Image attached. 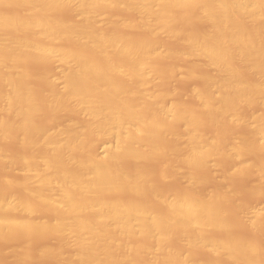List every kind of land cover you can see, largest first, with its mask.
<instances>
[{
    "label": "bare ground",
    "instance_id": "6f19581e",
    "mask_svg": "<svg viewBox=\"0 0 264 264\" xmlns=\"http://www.w3.org/2000/svg\"><path fill=\"white\" fill-rule=\"evenodd\" d=\"M110 9H115L114 13L118 15L111 14L106 25H100L97 18L108 14ZM183 10L192 12L194 18L206 22L207 31L203 29L206 31L203 34L195 31V34L188 32L183 35L185 32L182 33L177 22L175 26L179 30L176 29L173 25L176 11ZM125 11L126 14L135 13L136 17L125 15ZM120 12L124 13L121 17L127 19H122ZM138 28L149 36L133 37L129 31ZM262 29L264 0H0V164L6 162V168L16 164L22 170L34 173L32 176L26 174V179L22 174L24 179L21 175L20 181H16L19 175L16 174L17 178L11 176L13 182H5L12 186V191L13 187H21L16 189L17 192L23 188V195H13L14 190L11 196L9 186H5L9 191H4L0 186V243L11 241L12 244L16 241L14 244L19 242V246H15L17 249L24 247V250L20 248L11 252L16 256L20 251V254L23 252L21 258L20 254L19 258L13 254V261L18 259V262L22 260L21 263L27 264L29 255L37 253L30 249L32 253L28 255L27 248L30 245L27 248L21 245L25 238L29 239L27 236L39 234L30 238L40 239L44 236L46 240L47 234H53V237L56 234L59 244L64 240L58 245L65 246L63 249L68 248L70 253L64 251L66 254L58 257L55 254L58 252L57 245L55 249V245L45 244L41 245V249L38 247V255L44 254L46 258L54 254L56 260H62V263L57 260V263L60 262L58 264H264V244L259 239L257 243V239L253 238L252 241L249 239L252 237L246 238L244 233L245 228L249 227L247 229L250 230L256 227L255 233L259 234L261 227L258 223L264 220V205L255 210L250 218L245 214L244 222L249 221L251 226L245 223L247 227H242L243 231L240 226L242 218L240 221L237 219L240 227L234 222L236 220H232L236 216L233 209L241 211L243 207L239 205L243 203H239L242 200L236 201L239 204L231 201L235 206L230 202L229 198L235 193L228 184L231 182L228 177L231 179L237 174L245 176V173L259 178L260 182L257 180L258 184L254 183L255 192H260L261 184H264V158H245L251 153L261 154L264 151V120L261 115H256L249 123L245 117L249 114L244 115L245 112L243 114L238 110L239 105L264 106ZM159 31H166L173 36L179 31L178 36H184L182 40L179 39L184 41L185 45L183 42L181 45L185 49L160 50L155 39ZM151 35H155L154 38ZM175 56L196 57L194 61L197 63H200L199 59L206 62L204 64L201 61L203 67L201 63L196 65L194 62L195 70L199 67L202 71L206 66L215 70L212 75V72L208 73L211 68L203 69L206 70L205 74L202 72L204 75L199 69L195 72V75L201 73L199 84H203L202 87L198 84L199 87L195 86L191 92L199 102L198 107H192L195 110L190 108L191 104L181 100V103L178 101L166 106L163 100L169 94L165 89H162L164 92H156L147 88L151 83L148 70L162 73L165 66L162 65L160 69L152 60L163 63L166 60L162 58L172 61L169 57L175 59ZM31 62L33 66L28 65ZM33 62H38L37 66L43 63L45 66H40L42 70L49 69L52 62H58L63 70H60V77L49 74H53L54 69H49L48 73L37 67L42 71L37 73V70L33 71L36 68ZM166 64L173 65L174 62ZM241 67L254 75L249 78L251 80H246L251 76L246 71L243 73L248 77H243ZM175 68L173 72L165 69L168 76L174 71H181V76H184L185 68ZM191 69L186 71L185 78L195 76L192 74L195 70ZM36 78L42 81L41 89L46 85V94L43 93L45 97L41 94L44 91L34 86L41 84H37L39 80L31 84ZM59 79L63 81L62 86ZM41 101L45 106L40 104ZM43 108L49 111V114L44 113L51 114L49 118L52 120L45 117L47 121H52L51 124L46 120H43L44 124L40 123L39 113H43ZM66 113H72V117L80 116L82 122L78 123L77 118L66 116ZM62 116L65 120L69 117L68 121L63 118L64 123ZM60 119L62 123L58 122ZM223 119L231 124L248 125V134L242 136L240 133L242 139L236 135L238 143L231 144L232 138L229 141L231 145L225 147L220 144L223 139L218 141L220 132L218 135L215 132L217 138L212 133L210 137L214 138L205 136L210 128L206 127L209 125L207 122H210L209 126L212 123L215 126L219 121L223 123ZM204 123L207 125H202ZM242 124L239 130L243 133ZM200 127H206L207 132H202ZM228 132L231 133L232 129ZM8 141L21 144L16 146L17 152L11 151L14 154H6L10 149L4 146V142L8 144ZM100 141L109 143L108 146L104 144L106 148L103 154H97L94 146L98 142V147L102 143ZM216 155L234 161V168L228 169L230 174L226 173V176H230L218 178L221 181L226 178L228 183H221L218 179L216 181V177H211L218 184L217 188L216 185L213 188L215 191L209 189L211 193L206 194L208 190L206 192L205 189L204 194L200 189V193L196 185L200 182L202 188L206 182L208 184L209 176H206L209 174L205 175L207 181H203L201 178L205 177L198 171L204 174L205 171L199 169L210 168L207 167L209 160ZM170 156L171 159L174 156V160ZM155 157H165V160L169 157L170 162L166 161L171 166L167 165L168 171L177 169L175 165L180 173L183 166L188 167L190 171L187 168L185 170L190 173L186 175L184 172L185 180L184 175L177 174L183 181L188 179L189 184H183L187 188L174 189L175 193L170 192L172 195L164 187L160 186L163 189L160 190L159 184L158 187L154 184L158 179L153 177V180L151 169L149 172L152 176L146 172L145 165L144 169L139 165L146 158L156 161ZM125 160L134 164L126 163ZM163 165L160 164L161 167ZM208 170L211 171V168ZM170 173L172 180L171 175L174 173ZM212 176L215 175L212 173ZM174 185L171 188L177 187ZM226 202L232 204V210L228 207L227 210ZM157 204H160L158 207L161 209L154 206ZM243 205L249 208V205ZM38 209L48 213L51 211L54 216L49 213L46 215L51 216V219L41 217L39 220L33 217L37 211L40 214ZM229 210L235 211V214ZM247 218L249 220L245 221ZM236 229L242 231L244 236ZM21 238L24 239L19 241ZM132 239L136 241L133 240L134 244ZM66 243L72 246L68 247ZM195 249L206 251L212 257L197 259L193 255ZM138 254L143 255L142 259ZM23 256L26 259L23 260ZM31 259L33 261L34 258Z\"/></svg>",
    "mask_w": 264,
    "mask_h": 264
},
{
    "label": "rangeland",
    "instance_id": "374dc122",
    "mask_svg": "<svg viewBox=\"0 0 264 264\" xmlns=\"http://www.w3.org/2000/svg\"><path fill=\"white\" fill-rule=\"evenodd\" d=\"M20 10V9H19ZM112 10H114V11H112ZM117 11V10H116ZM181 11V10H180ZM180 11H176L177 13H176V17H175V23H173V25H174V27L176 28V26H175V24H176V22H177V25L180 27V30L182 31V33L183 32H185V33H183V35H186L188 32L190 33V32H192V34H195V31H198V33L200 34H203L202 32L204 31V33L207 31V29L205 28V27H208L207 25L208 24H206L205 25V23L206 22H204V21H201V20H199L197 17V19L199 20H197L196 18H194V16H193V14H191L192 12H190V11H188V10H183L182 12H180ZM185 11H187V12H185ZM61 12V11H60ZM64 11H62V13H63ZM67 13H69L70 14V12L69 11H66ZM108 12V14L107 13H105V16H100V17H98L97 18V20L99 19V23H100V25H106L105 23H107V20L109 19V17H112V15H118L117 14V12H116V14L114 13L115 12V9H110V11L108 10L107 11ZM184 12V14L182 15V13ZM61 13V14H62ZM119 13V12H118ZM127 12L125 11V15H132V13L131 12H128V14H126ZM180 13V14H179ZM187 13H189V15H187ZM64 14H66V13H64ZM63 14V15H64ZM112 14V15H111ZM120 14H121V12H120ZM119 14V15H120ZM134 15H135V13H133ZM191 14V15H190ZM71 15V14H70ZM69 15V16H70ZM104 15V14H103ZM122 15H124V13L123 14H121L120 15V17L122 16ZM134 15H132V16H134ZM186 15V16H185ZM65 16V15H64ZM63 16V17H64ZM107 16V17H106ZM131 16V17H132ZM191 16H192V19H193V21H191ZM67 17V16H66ZM72 17V16H71ZM70 17V18H71ZM74 17V16H73ZM135 17H136V15H135ZM135 17H132V18H135ZM138 17V16H137ZM185 17V18H184ZM122 18V17H121ZM126 17H123L122 19H125ZM132 18H131V20H132ZM127 19V18H126ZM130 19V17L128 18V20ZM196 21H195V20ZM183 20V21H182ZM132 21H136V20H132ZM201 21V22H200ZM182 26V27H181ZM139 29V30H138ZM138 29H131L129 32L130 33H132L131 35L133 36V37H138L139 36V38H140V36L142 37V36H145L146 38L149 36H146V33H145V31H142L140 28H138ZM176 29H178L179 30V28L177 27ZM203 29H205V30H203ZM133 30V31H132ZM134 30H136V31H134ZM144 30V29H143ZM202 30V31H201ZM141 31V32H140ZM262 33L263 34H261L262 36H264V29H262ZM142 33V34H141ZM177 33H179V31H177ZM175 34L174 36L173 35H170L169 33H167L166 31H159L156 35H158V36H156L155 37V39H156V43H157V45H158V48H160V50H166V49H174V50H183V49H185L184 47H183V49H182V45H181V43L183 44V45H185L184 44V41H181L182 39H181V37H184V36H182L181 35V37H179L178 36V34ZM181 33V34H182ZM188 33V34H189ZM198 33H196L197 35H198ZM150 34V33H149ZM167 34L169 35V36H167ZM152 36V35H151ZM150 36V37H151ZM155 36V35H154ZM154 36H152L153 38H154ZM152 37L150 38V39H152ZM178 37V38H177ZM143 38V37H142ZM181 40H180V39ZM155 39H154V41H155ZM184 39V38H183ZM168 47V48H167ZM178 48V49H177ZM180 48V49H179ZM176 58L175 59H173V57H169L170 59L169 60H172V61H168V58H162V60H166V61H162L163 63H161V62H159L157 59H155V60H157L158 62H155V60H152L153 62V64L155 65H157L159 68L160 67H162V65H165L163 68H164V70H162V73H160L161 71H160V69H159V71L160 72H154V70L153 69H150L151 70V72H150V70H148L149 72L148 73H150L149 74V78H150V80H151V83L149 84V86L147 87L148 88V90L149 91H156V90H160V92L161 91H163L164 92V90H162V89H165L166 91L165 92H168V97H166L164 100H163V104H165L166 106H170V105H172L173 103H175V102H178V103H181L180 102V100L181 101H185L186 103L188 102V104H191V107L190 108H192V107H194V106H199V102L197 103V100H195V99H197V98H193V95H194V93H191V92H193V89L195 88V86H198V84H199V81H201L200 79H202L201 78V73L203 72H205L206 70H208V68H211V70H209V74L210 75H212V74H214L215 73V70H212L213 68L212 67H207L206 66V68H202V71L199 69V67L198 68H196L197 70L199 69L200 71H201V73L199 72V74H197L196 73V75H195V72L197 71V70H195V69H193V68H195L196 67V65L197 64H200L201 63V61H202V63H206V62H204L203 60H201V59H199V62L200 63H197L196 61H194V60H196V59H194V58H196V57H193V59H192V57H188V56H185V58H181V57H184V56H181V57H179V56H175ZM188 57V58H187ZM158 58V57H157ZM187 58V60H185ZM190 58V59H189ZM181 59V60H180ZM159 60L161 61V59L159 58ZM179 60V61H178ZM198 60V59H197ZM55 62V61H54ZM168 63V64H170V63H172V62H174V64L173 65H175V66H173V65H167L166 63ZM176 62V63H175ZM191 62V63H190ZM194 62H196L195 64L196 65H194ZM39 64L38 62H33V64H35L36 65V68H34L35 70H33V71H36L37 70V73L38 72H42V71H46V72H50L51 71V69H54V73L52 74V73H49V74H51L52 76H54V75H56L57 77L59 76L60 77V75H61V73H62V71H60V70H63V66L60 64V63H58V62H56V63H54L53 64V62L51 63L52 65H50L51 67L49 68V65L47 66L49 69H50V71H49V69H46V70H42V67L40 68V66L43 64H41L40 66H37V64ZM49 63V62H48ZM47 63V64H48ZM158 63V64H157ZM165 63V64H164ZM200 64L201 66L203 65V64ZM191 64V65H190ZM29 66H33L32 65V62L31 63H29L28 64ZM27 65V66H28ZM44 65V64H43ZM57 65V66H56ZM194 65V67H192V69L193 70H195L194 71V73H192L193 75H195L194 77L193 76H190V77H192V78H190V77H184V76H187V75H185L186 74V71H188V70H190L191 68H190V66H193ZM199 65V66H200ZM45 66V65H44ZM170 66V67H169ZM201 66H200V68H201ZM37 67H39L42 71H39L38 69H37ZM173 67L177 70L178 68H182V69H178V70H183L184 68H185V74H184V76H181V74H180V72L181 71H179V72H177V71H174V73H171L169 76H168V73L166 72L167 70H169V69H173ZM187 67H189V68H187ZM203 67V66H202ZM162 68V69H163ZM186 68L188 69V70H186ZM242 68V67H241ZM241 68H240V72H244V71H246L244 68H242L243 70L241 71ZM33 69V68H32ZM31 68H30V70H32ZM43 69H45V67L43 68ZM165 69H167V70H165ZM174 69V70H175ZM191 69V71H193ZM203 69H206L205 71L203 70ZM153 71V72H152ZM170 71V70H169ZM168 71V72H169ZM172 72H173V70H172ZM35 73V72H34ZM176 73H178V74H176ZM182 73H184V71H182ZM202 73V74H203ZM246 74L248 73V71H246L245 72ZM47 74V73H46ZM205 74V73H204ZM203 74V75H204ZM207 74V73H206ZM244 74V73H243ZM242 74V75H243ZM246 74H244L243 75V77L246 75ZM249 74V73H248ZM50 75V76H51ZM160 75V76H159ZM197 75H198V77H197ZM249 75H251V73L249 74ZM200 76V77H199ZM254 76V75H253ZM252 75L250 76V77H248V75L247 76H245V77H248L246 80L247 81H249V80H251V79H249V78H251V77H253ZM196 77H197V79H196ZM189 78V79H188ZM33 80H34V78H32ZM32 79H31V81H32ZM36 79H37V81H36ZM35 79V82H31V84H33L34 85V83H37L38 82V80H39V83H37L39 86H37V85H34V86H36L37 88L39 87L40 89H38V90H43L44 91V89L45 90H47L46 89V85H45V82H44V85H45V87H44V85H43V87H44V89L42 88L41 89V87L40 86H42V81L40 82V80L41 79H38V78H36ZM199 79V80H198ZM254 78H252V80H253ZM62 80L61 79H59V82H60V85L62 86V84H63V81L61 82ZM32 85V86H33ZM199 85H201L200 87H202V82L199 84ZM166 86V87H165ZM193 86V87H192ZM1 87V86H0ZM48 87V86H47ZM199 87V86H198ZM198 87H196V88H198ZM36 88V89H37ZM168 88L169 89H171L172 90V92H175V93H177L178 94V96H177V94H175L174 95V93H172L170 90H168ZM192 88V90L191 91H189L190 89ZM174 89V90H173ZM168 90V91H167ZM158 91H156V92H158ZM39 92V91H38ZM189 92V93H188ZM41 93V92H40ZM46 94V91H44V92H42L41 94ZM41 94H39V96H40V98H41ZM43 94V96L45 97V95ZM170 94H172L171 96H170ZM190 94L192 95V96H190ZM44 97H42V101H44L43 100V98ZM195 97V96H194ZM45 99V98H44ZM42 101H41V105L43 106L44 105V102H43V104H42ZM196 101V102H195ZM182 104H184V105H186L184 102H182ZM187 104V105H188ZM255 105V106H254ZM45 106V105H44ZM245 106V105H244ZM242 106V105H239L238 106V110L240 111V112H242L243 114H244V112H245V114L244 115H246V113L247 114H249V115H247V116H245L246 117V119L248 120V122L249 123H251L252 122V119H253V116H256V115H261V117H262V119L264 120V106H262V105H256V104H253V105H249L248 107L247 106ZM262 106V107H261ZM243 107V108H242ZM45 108V107H44ZM41 109V111L43 112L42 114H40L39 113V118H37V119H39V120H41L40 121V123H43L44 124V121L46 120L47 121V119L45 118V117H47L48 119H50L52 116H51V114L50 115H47V113L49 114V111L47 112L46 110L47 109ZM194 108H196V107H194ZM194 108H192V109H194ZM259 108V109H258ZM255 109V110H254ZM45 110V111H44ZM195 110V109H194ZM242 110H244V111H242ZM196 111H198V109L196 110ZM44 112H47V113H44ZM260 113V114H259ZM67 114V113H66ZM69 114H71V115H69ZM69 114H67L66 116H71L72 117V113H69ZM262 114H263V116H262ZM43 117H42V116ZM45 115V116H44ZM63 115V114H62ZM65 115V114H64ZM73 115H75V114H73ZM49 116H51L50 118H49ZM59 116L60 115H58V117L57 118H59ZM76 116V115H75ZM73 116L74 118H77L76 120L78 121V123H81L82 122V118L80 117V116ZM72 117V118H73ZM79 117V118H78ZM43 118V119H42ZM63 118H64V120H65V117H61V119H62V121H64L63 120ZM61 119L58 121V122H61L62 123V121H61ZM67 119H69V117L68 118H66V122L68 121ZM71 119V118H70ZM44 120V121H43ZM51 120H52V118H51ZM50 120V121H51ZM58 120V119H57ZM49 121V120H48ZM47 121V122H48ZM50 121L48 122L49 124H51L52 123V121H51V123H50ZM65 121H64V123H65ZM226 120L225 119H223V123H222V121L220 122H217V123H215V126H213L212 124H211V126H209L210 125V122H207V124L209 123V125L208 126H206L207 128L208 127H210V128H208L209 130L211 129V131H209L208 130V132H207V129H206V127H204L205 129H203V127H200L201 129V131L203 132V131H206L207 132V134L205 135V136H207V137H210V134L211 135H213V136H215L216 138H217V135L219 134V132H220V134H222V132H223V135L221 136L220 134H219V137H222V138H219L218 137V141H220L221 139H223V140H221V143L220 142H218L217 141V139H216V141L218 142V143H220L223 147H225V146H230L231 144H234L235 142L236 143H238L237 142V136L239 135L240 136V133L241 134H243L242 136H245V135H247L248 134V130H249V127H248V125H246V124H242V123H237V125L235 124V123H229V122H227V124H228V126H224V125H227L226 124ZM46 124V123H45ZM49 124H47V125H49ZM207 124H202V125H207ZM242 124V126L241 127H243V129H242V131H243V133L241 132V129L239 130V128H240V125ZM201 125V126H202ZM235 125H236V127H235ZM224 126V127H223ZM231 126H232V128H231ZM223 127V128H222ZM226 127H228L227 129H228V131H231V129H232V134L231 133H229L228 131L226 132ZM53 128V127H52ZM55 128V127H54ZM248 129V130H247ZM214 132V133H213ZM215 132H217V135H216V133ZM208 133H209V136H208ZM238 133V134H237ZM205 134V133H204ZM228 134V135H227ZM245 134V135H244ZM232 135V136H231ZM237 135V136H236ZM230 136V137H229ZM238 136V138L240 139V137ZM212 137V136H211ZM210 137V138H211ZM212 138H214V137H212ZM233 138V139H232ZM243 137H241V139H242ZM231 139H232V142H230L229 143V141H231ZM14 140V139H13ZM12 139H11V141H13ZM10 141V140H9ZM8 141V142H9ZM240 141V140H239ZM15 142V141H14ZM11 143V142H9L8 144H7V142H4V144H1V145H4L7 149H8V147L7 146H9V149H10V151L9 150H7L4 146V150L6 151L7 150V152H6V154L8 153V155H9V153L11 152V151H16L17 150V145L19 144H15L16 142H18V141H16L15 143ZM100 142H102L100 145H98V147H97V144H98V142H97V144L95 143V147H96V149H97V154H103L102 152H104L105 151V148H106V146L105 145H107L108 146V142L106 143H104L103 141H100ZM99 142V143H100ZM3 143V142H2ZM182 143V142H181ZM223 143V144H222ZM10 144V145H9ZM15 144V145H14ZM105 144V145H104ZM13 145V146H12ZM21 145V144H20ZM20 145H18V146H20ZM11 146V147H10ZM93 146V147H94ZM22 147V146H21ZM92 147V148H93ZM18 148H20V147H18ZM13 149V150H12ZM20 150V149H19ZM22 150H23V148H22ZM93 150L95 151V149L93 148ZM14 151V152H15ZM21 151V150H20ZM17 152V151H16ZM261 152V151H260ZM12 153V152H11ZM12 154H14V153H12ZM252 154L254 155L253 157H252ZM172 155V154H171ZM160 156V155H159ZM162 156V155H161ZM164 156V155H163ZM162 156V157H163ZM167 156V155H166ZM217 156V157H216ZM215 157L213 156L209 161H210V163L208 164V166L207 167H210L211 168V171H209L208 169H210V168H206L205 167V169L203 168H200L199 170L201 171V170H203V171H205V173L203 174L202 172H199L198 170H196V172L198 171V173L199 174H202L203 175V177H205V175H207V174H209V175H207L206 177L208 178V176H209V179H208V184H207V182H206V184H204V183H202V184H204V188L202 187L201 188V186L199 185V183L196 185V188L198 187L199 189H197L198 191L201 189L202 190V193H204L205 194V189H206V192H207V190H208V192L206 193V194H208L209 192H210V190L211 189H213L214 187H215V185L217 184L216 183V181H217V179L219 178V179H221V178H223V177H225L227 174H230V172L231 171H229L230 169H233L234 168V161H232V159H230V158H228V157H226V156H222V155H216ZM157 158H158V156H156ZM155 157V158H156ZM162 157L160 158L159 157V159H155L156 161H152L153 160V158H152V160L150 161L149 160V158H148V160H147V158L145 159V163L143 164V167H142V164H139V165H141L140 167L142 168V169H144V165L148 168V169H146V167H145V170H146V172L147 173H149V175L150 176H152V174H150V172H153V176H152V178L154 177L155 179H158V180H156V183H154V184H156V186H157V184H159V188H160V190L162 189L161 187H164V189L170 194V192L171 193H173L175 190L176 191H178V189L180 190L181 188H184V189H186L187 188V186H185V185H188L189 183H188V179L186 180V181H183V175H184V180H185V173L184 172H186V175H188L190 172V170L188 169V167H185V168H187L186 170H189V171H186L185 170V168H183L182 167V169L184 170H182V172L180 173V170H178V167H176V165H175V168H177V169H170L169 171H168V167H171L169 164V162H170V159H171V156H170V159H168L169 157H166L167 159L165 160V157L163 158L164 159V161L166 162V161H169L168 163L166 162H163V159H162ZM221 157H224L223 159L221 158ZM260 157V159L263 157L264 158V151L263 152H261V154L260 153H256V154H254V153H251L250 155H248V156H246L245 158L247 159V160H250V159H255V160H259L258 158ZM245 159V160H246ZM144 159H142L141 160V162L143 161ZM171 160H174V156L172 157V159ZM160 161H161V163H160ZM213 161V162H212ZM228 161V162H227ZM231 161H232V163H231ZM262 161H264L263 159H262ZM125 162L126 163H131L132 161H126L125 160ZM124 162V163H125ZM140 162V163H141ZM158 162H159V165H158ZM172 162L173 161H171V165H172ZM175 162V161H174ZM227 162V163H226ZM5 163L6 162H4V163H2V164H0V169H2V170H0L1 172H0V183H3V184H1L0 186L1 187H3L4 188V191L6 190V187H8L9 189H11L12 188V186H10V185H8L7 183H5L7 180L9 181H12V178H17V176H16V174L18 175V180H16V181H20V178L21 177H23V175L22 174H24V177H25V179L26 178H28L27 176H25L26 174L27 175H34V173L32 172H26V171H24V170H22V168H21V166H15V165H13L12 163H9L11 166L13 165L14 167H15V169H14V167L12 166V168H10L9 166H7V168L5 167L6 165H8V164H6L5 165ZM123 163V164H124ZM129 163V164H130ZM3 164H4V166H3ZM129 164L127 165V164H124V165H126L127 167L129 166ZM132 165L134 164L133 162L131 163ZM160 164H164V165H166V166H160ZM219 164V165H218ZM131 165V166H132ZM149 165V166H148ZM167 165H169L168 167H167ZM216 167H215V166ZM125 166V167H126ZM173 166V165H172ZM214 166V167H213ZM1 167H4V168H1ZM130 167V166H129ZM168 169H167V168ZM232 167V168H231ZM6 168V169H5ZM162 168H166V169H162ZM173 168H174V166H173ZM6 171H5V170ZM149 169H151V171L149 170ZM162 169V170H161ZM181 169V168H180ZM206 169L208 170V171H206ZM229 169V170H228ZM172 170V171H171ZM176 170H178L179 172H176ZM225 170H227V171H225ZM13 171V172H12ZM150 171V172H149ZM158 171V172H157ZM162 171V172H161ZM170 171H171V173H170ZM5 172V173H4ZM6 172H8V173H6ZM15 172V173H14ZM160 172V173H159ZM164 172V173H163ZM168 172V173H167ZM189 172V173H188ZM224 172H225V175H224ZM4 175H3V174ZM31 173V174H30ZM166 173V174H165ZM169 173L170 174H172V173H174V174H176V176L177 177H179V178H177L174 174H172V175H174V176H172L171 175V178H172V180L170 179V175H169ZM181 174V176H178V175H180ZM207 173V174H206ZM212 173H213V175H215V176H212ZM222 173V174H221ZM227 173V174H226ZM16 176H14V175ZM178 174V175H177ZM198 174V175H199ZM210 174H211V176H210ZM8 175V176H7ZM22 175V176H21ZM158 175V176H157ZM162 175H166L167 176V179H165L166 178V176L165 177H163ZM201 175V176H202ZM234 175V174H233ZM233 175H231V176H233ZM11 176H12V178H11ZM19 176H21V177H19ZM162 176V177H161ZM200 176V175H199ZM228 176H230V175H228ZM228 176H226V178L228 177ZM244 176V174L242 175V174H237V175H234L233 177H231V179H230V177H228L229 178V181H231L230 183H228L227 181V179L225 180L224 179V181H221V180H219L218 179V181H220L221 183L222 182H227L230 186H232V190H233V194L235 193V194H237V196L235 197V194L234 195H231V197H232V199H231V197L229 198V200H230V202L232 201V202H234L235 204H239V203H243V204H246L245 206H247V205H249V208L248 207H244V205L243 204H241V205H239V207H243V209L245 210V212H244V210L242 211H239V210H237V208L236 209H233V210H235L236 211V216H237V214H238V216L237 217H239V216H241V217H239V218H237L236 216H234V215H232V217L233 218H235V219H232L233 221L234 220H236V221H234V222H236V224H238V226L240 225V223H242L240 226H241V228L243 227V228H245V227H247V226H251L250 224H249V221H246V220H249L248 218L247 219H245V221L246 222H244V218H246V217H252V215H254L253 214V212H255V210H257L258 208H260V207H263V205H264V184L262 185L261 184V191L260 192H255L254 190H253V187H254V183L256 182V184H258L260 181L258 180L259 178L256 176V175H253V174H249V173H245V176ZM247 176H248V178H247ZM4 177V178H3ZM24 177H23V179H24ZM169 177V178H168ZM201 178V179H203V181H207L206 179L207 178ZM211 177H214V179H215V177H216V181L213 179V178H211ZM1 178H3L2 180H1ZM6 178V179H5ZM151 178V179H152ZM154 178H153V180H154ZM179 180L178 182H176L177 181V179ZM182 180H181V179ZM169 179V180H168ZM175 179H176V181H175ZM205 179V180H204ZM211 179V180H210ZM22 180V179H21ZM152 180V181H153ZM256 180V181H255ZM257 180H258V183H257ZM14 181V180H13ZM12 181V182H13ZM172 181V182H171ZM175 183H174V182ZM183 181V182H182ZM170 182V183H169ZM202 182V181H201ZM10 183V182H9ZM172 183V184H171ZM214 184V186H213V184ZM219 183V182H218ZM220 183V184H221ZM252 183V184H251ZM6 184V185H5ZM175 184V185H174ZM183 184H185V185H183ZM219 184V185H220ZM173 185H174V187L175 186H177V187H175V188H171V186L173 187ZM178 185H179V187H178ZM206 185V186H205ZM218 185V184H217ZM217 185H216V188H217ZM249 185V186H248ZM6 186V187H5ZM161 186V187H160ZM168 186H170V187H168ZM229 186V187H230ZM16 187V186H15ZM18 188H20L21 189V187H19V186H17ZM158 187V186H157ZM168 187V188H167ZM207 187V188H206ZM8 188H7V190L6 191H9L8 190ZM18 188H14L13 187V189L15 190V192L13 193V191H12V189H11V192L9 193V194H11V196H12V193H13V195H15L16 193H18L17 195H21L24 191V189L22 188V190L20 191V189H19V191L17 192V190H18ZM219 188V187H218ZM17 189V190H16ZM175 189V190H174ZM203 189H204V192H203ZM210 189V190H209ZM163 190V189H162ZM164 190V192H166ZM183 190V189H182ZM173 191V192H172ZM212 191V190H211ZM213 191H215L214 189H213ZM238 191V193H236V192ZM166 192V193H167ZM200 193H201V191H199ZM7 192H6V194H8ZM175 193V192H174ZM211 193V192H210ZM253 193V194H252ZM262 193V194H261ZM250 194H252V196L250 195ZM23 195V194H22ZM170 195H172V194H170ZM262 195V196H261ZM235 198H234V197ZM254 196V197H253ZM256 197V198H255ZM150 199V198H149ZM148 199V200H149ZM261 199V200H260ZM240 200H242V201H240ZM236 201H240L239 203H237ZM151 203H152V201H150ZM154 202V201H153ZM231 202V203H232ZM227 203V205L225 206L226 208L228 207L229 209L231 208L230 206H232V204L233 205H235L234 203H230L231 205H229V203L228 202H226ZM156 204V203H155ZM158 205H160V204H157V205H154V206H156V208L158 207ZM162 206V205H161ZM236 206V205H235ZM234 206V207H235ZM163 207V206H162ZM233 207V206H232ZM238 207V206H237ZM159 209H161L160 208V206L158 207ZM228 208H227V210H228ZM246 208H248L247 210H246ZM39 210V212H40V214L38 213V211H37V214L36 215H32L33 217H35V218H38L39 220H41V217H47L48 219L51 217V216H47V215H53L54 216V213H50L51 211H49V213L48 212H44L43 211V209H38ZM41 210V211H40ZM231 210H232V208H231ZM231 210H229L230 211V213L231 214H235L234 212L235 211H231ZM46 211V210H45ZM229 211H228V213H229ZM239 211V212H238ZM36 212V211H35ZM233 212V213H232ZM243 214V216L241 215V213ZM248 212V213H247ZM45 213V214H44ZM16 215L15 216H17V213H15ZM47 214V215H46ZM245 214H246V217H245ZM21 215V214H20ZM14 216V215H13ZM32 216H31V218H32ZM229 216H230V214H229ZM17 217H19V215L17 216ZM231 217V218H232ZM244 217V218H243ZM45 218L44 219H42V220H45ZM52 218V217H51ZM50 218V219H51ZM240 218H242L241 219V221H243V222H241L240 221ZM240 221V223H238L237 221L238 220ZM37 220V219H36ZM264 220H260L259 221V225H260V230H259V234H258V232L257 233H255L256 231H257V229H256V227H254L253 229H250V230H248L247 228H249V227H247V228H245L244 230H243V228H242V230L244 231V233H246V235H245V237L246 238H248V237H252V238H249V239H251L252 241H254L253 240V238L254 239H257V240H255L257 243H259V241H258V239L260 240V243L261 244H264L263 243V241H264V227H263V225H264V222H263ZM260 222H262L261 224H260ZM244 223V224H243ZM245 223H246V225L247 226H245ZM259 225L257 226V227H259ZM237 226V229L240 227H238ZM263 227V228H262ZM241 228H239L240 230H241ZM250 228H252V227H250ZM236 229V230H237ZM247 229V230H246ZM259 229V228H258ZM240 230L238 231L239 233H241L240 232ZM247 231V232H246ZM249 231V232H248ZM255 233V234H254ZM258 234V235H257ZM32 235H35V236H38L39 234H32ZM32 235H29V236H27V237H29V239H26L25 237V240H23L22 238L21 239H19V241H21V240H23L24 242H22L23 244H21V245H25V248H27L29 245H30V248H27L28 249V255H29V253H32L31 251H29L30 249L33 251V253L35 252L34 250H36V256L35 255H33V254H30L29 255V258H27L28 259V262H27V264H58V263H60L59 261H61V263H62V260H59V258H57V260H59L58 261V263H57V260H56V258L55 257H57L56 255H58V257L59 256H61V254H62V257H63V255H65L66 254V252H64V251H67L68 250V248H67V250H64L65 249V246L64 247H60L59 245H61V243L64 241H62L60 244H59V242H57L58 240H59V238H58V240L55 238V237H57L56 236V234H55V236L53 237V234H52V236L50 235L49 236V234H47L46 236H48V237H50V238H48V237H46V240H44L45 238H44V236H43V238H42V236L40 237V239H35V238H30V236L32 237ZM241 235H243L244 236V234H243V232H242V234ZM262 235V236H261ZM40 236V235H39ZM36 238H38V237H36ZM43 239V241H40V240H42ZM62 239V238H61ZM57 240V241H56ZM134 239H132L131 240V242L133 243L134 241H133ZM137 240V239H136ZM174 240V242L177 244L178 243V241L176 240V239H173ZM138 241V240H137ZM143 241V240H142ZM1 242V241H0ZM16 242V241H15ZM14 242V243H15ZM57 242V243H56ZM66 242V241H65ZM70 242V241H69ZM68 242V243H69ZM136 242V241H135ZM4 242H2V243H0V264H13V263H15V264H18L20 261H22V260H20L19 262L17 261L18 259L17 258H15V259H17V260H15L16 262H14L13 261V259H14V256H13V254H15V253H11V252H16L17 250H20V248H23V250H24V247H22V246H20V248H16L15 246H19V242H17L18 244H14L13 242H12V244H11V241L9 242L8 241V243H5V244H3ZM137 243H139V242H137ZM140 243H143V242H141L140 241ZM52 245V246H54V248L56 249V245H57V253H55L56 255L54 256V254H51V256L49 255V256H46V258L41 254V256L40 255H38L39 254V252H38V247H39V249H41V245ZM59 244V245H58ZM65 244V243H64ZM71 244V243H70ZM134 244V243H133ZM17 246V247H18ZM27 246V247H26ZM59 246V247H58ZM66 246H68V247H71L72 245H69V244H67L66 243ZM264 246V245H263ZM13 247H15L16 249L15 250H12V249H14ZM45 246H43V248H44ZM49 247V246H48ZM50 248V247H49ZM53 248V247H52ZM52 248H50V249H52ZM53 248V249H54ZM60 248H61V250H60ZM64 248V249H63ZM27 249H25V251L27 250ZM70 249V248H69ZM62 250H63V252H62ZM73 250V249H72ZM24 251V252H25ZM40 251V250H39ZM69 251V250H68ZM67 251V254L68 253H70V252H68ZM70 251H71V249H70ZM196 251H197V249H195V251H193L195 254H197L198 253V255L196 256L195 254H193L194 256H195V258H197V259H203V257L204 258H206V259H210L212 256H211V254H209L208 252H206V251H204V252H201V249H198V251H197V253H196ZM200 251V252H199ZM19 252V251H18ZM21 252V251H20ZM20 252L17 254V256H16V254H15V256L16 257H18L19 256V254H20ZM72 252V251H71ZM23 253V252H22ZM22 253L20 254V258H21V255H22ZM63 253H65V254H63ZM12 254V255H11ZM25 254H26V252H25ZM25 254H24V256H25ZM50 254V253H49ZM199 254H200V256H199ZM205 254V256H202V255H204ZM208 254V255H207ZM27 255V256H28ZM48 255V254H47ZM139 256H140V258L142 259V257H143V255H141V254H138ZM22 257L23 258V260H24V258L26 259V257ZM38 256V257H37ZM44 258H43V257ZM52 256H54V257H52ZM137 256V255H136ZM136 256H135V258H136ZM139 256H137V257H139ZM18 257V258H19ZM36 258L35 259V261H34V259H33V261H31L32 259L31 258ZM40 257H42L43 259H41V260H39L40 259ZM30 259V260H29ZM38 259V260H37ZM52 259V260H51ZM60 259H62L61 257H60ZM12 261H13V263H12ZM25 261H27V260H25ZM18 262V263H17ZM49 262V263H48ZM19 264H25V262H20Z\"/></svg>",
    "mask_w": 264,
    "mask_h": 264
}]
</instances>
